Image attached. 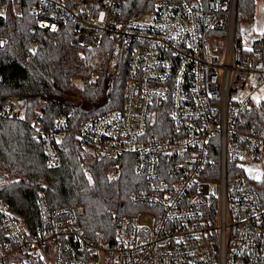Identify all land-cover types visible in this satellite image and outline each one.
Returning <instances> with one entry per match:
<instances>
[{
	"label": "built area",
	"instance_id": "1",
	"mask_svg": "<svg viewBox=\"0 0 264 264\" xmlns=\"http://www.w3.org/2000/svg\"><path fill=\"white\" fill-rule=\"evenodd\" d=\"M126 1L37 0L30 11L50 33L70 21L85 49L110 39L127 51L122 108L75 136L86 159L111 161V180L135 167L137 208L114 216L109 240L87 235L80 211L51 210L44 195L36 230L1 200L0 264H264V129L247 118L264 103V33L244 45L238 0H157L137 17L124 16ZM0 14L23 17L24 0H0ZM8 44L0 34V49ZM18 109L0 101L1 117L17 120ZM66 123L36 134L51 167L62 163ZM258 164L260 177L248 169ZM20 180L0 170V189Z\"/></svg>",
	"mask_w": 264,
	"mask_h": 264
},
{
	"label": "trees",
	"instance_id": "2",
	"mask_svg": "<svg viewBox=\"0 0 264 264\" xmlns=\"http://www.w3.org/2000/svg\"><path fill=\"white\" fill-rule=\"evenodd\" d=\"M36 1L24 0L21 18L7 15L8 20L0 15V34L9 40L0 49V101L25 103L21 118L9 121L0 116V170L22 179L1 188L0 201L36 230L40 225L38 199L44 195L51 210L80 211L76 223L87 235L112 240L114 216L134 213L137 205L131 195L143 178L130 164L119 180H111V161L81 155L75 131L90 118L122 108L128 53L121 43L110 39L93 49L74 45L70 21L58 34L38 27L30 11ZM156 1L127 0L124 16L149 13ZM256 2L238 0L237 27L241 21L253 19ZM33 44L35 52H31ZM64 116L67 127L60 150L62 163L51 167L36 134L55 130ZM247 118L264 129V103Z\"/></svg>",
	"mask_w": 264,
	"mask_h": 264
},
{
	"label": "rangeland",
	"instance_id": "3",
	"mask_svg": "<svg viewBox=\"0 0 264 264\" xmlns=\"http://www.w3.org/2000/svg\"><path fill=\"white\" fill-rule=\"evenodd\" d=\"M148 19L151 18L147 15ZM238 28L239 34L243 38L244 45L252 44L255 39L264 33V0H257L255 4V12L252 20L241 21ZM21 115L24 113V105L18 104ZM250 172L254 176H262V165L258 164L253 167H249Z\"/></svg>",
	"mask_w": 264,
	"mask_h": 264
},
{
	"label": "bare ground",
	"instance_id": "4",
	"mask_svg": "<svg viewBox=\"0 0 264 264\" xmlns=\"http://www.w3.org/2000/svg\"><path fill=\"white\" fill-rule=\"evenodd\" d=\"M26 8V7H25ZM237 9H238V7H237ZM8 18V17H7ZM8 20H9V18H8ZM33 20V19H32ZM69 30V29H68ZM63 31H64V29H63ZM58 34V33H57ZM70 34V33H69ZM75 45V44H74ZM123 49V48H122ZM79 50V49H78ZM82 50H84V49H82ZM127 55V54H126ZM94 67V66H93ZM86 78H87V75H86ZM88 79V78H87ZM263 110V109H262ZM94 117V116H93ZM97 117V116H96ZM71 119V118H70ZM9 121H11V120H9ZM71 121V120H70ZM81 121V120H80ZM260 121H261V119H260ZM258 122V121H257ZM39 123V122H38ZM74 123V122H73ZM72 123V124H73ZM80 122H78V124H79ZM23 126V125H22ZM77 126V125H76ZM18 128H19V126H18ZM75 129V128H74ZM28 131H29V129H28ZM29 132H31V131H29ZM33 133V132H32ZM22 134H24V131H23V133ZM68 134V133H67ZM65 139V138H64ZM40 141V140H39ZM64 142V141H63ZM22 148V147H21ZM33 153H36V152H33ZM32 153V154H33ZM37 153H38V151H37ZM41 153V152H40ZM40 156V155H39ZM36 160H37V158H36ZM106 161V160H105ZM104 164H105V162H104ZM130 166V165H129ZM47 168H49V167H47ZM103 169V168H102ZM42 173V172H41ZM48 173V172H47ZM106 173V172H105ZM104 174V173H103ZM102 176V175H101ZM126 176V175H125ZM123 178H125V177H123ZM129 180H130V178H129ZM104 182V181H103ZM122 182H123V179H122ZM128 182V181H127ZM133 182V181H132ZM112 183V182H111ZM133 184H135V183H133ZM114 187V186H113ZM131 191V190H130ZM46 192V191H45ZM37 196V195H36ZM72 205V204H71ZM51 206H53V205H51ZM73 206V205H72ZM74 207V206H73ZM37 221V220H36ZM84 225V224H83ZM90 225V224H89ZM81 228V227H80ZM88 229V228H87ZM84 230V229H83ZM85 232V231H84ZM86 233V232H85ZM87 234H88V232H87ZM94 235V234H93ZM96 238V237H95Z\"/></svg>",
	"mask_w": 264,
	"mask_h": 264
},
{
	"label": "water",
	"instance_id": "5",
	"mask_svg": "<svg viewBox=\"0 0 264 264\" xmlns=\"http://www.w3.org/2000/svg\"><path fill=\"white\" fill-rule=\"evenodd\" d=\"M25 103L24 102H21V105H24Z\"/></svg>",
	"mask_w": 264,
	"mask_h": 264
},
{
	"label": "snow or ice",
	"instance_id": "6",
	"mask_svg": "<svg viewBox=\"0 0 264 264\" xmlns=\"http://www.w3.org/2000/svg\"><path fill=\"white\" fill-rule=\"evenodd\" d=\"M0 15H2V14H0Z\"/></svg>",
	"mask_w": 264,
	"mask_h": 264
}]
</instances>
